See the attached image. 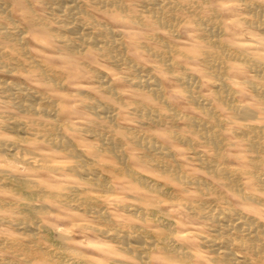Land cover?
<instances>
[{"label":"clouds","instance_id":"obj_1","mask_svg":"<svg viewBox=\"0 0 264 264\" xmlns=\"http://www.w3.org/2000/svg\"><path fill=\"white\" fill-rule=\"evenodd\" d=\"M0 264H264V0H0Z\"/></svg>","mask_w":264,"mask_h":264}]
</instances>
